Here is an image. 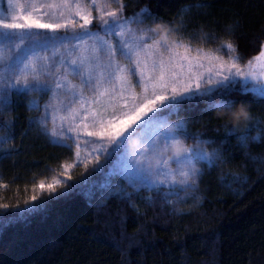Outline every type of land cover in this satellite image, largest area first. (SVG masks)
<instances>
[{"label":"snow or ice","instance_id":"1","mask_svg":"<svg viewBox=\"0 0 264 264\" xmlns=\"http://www.w3.org/2000/svg\"><path fill=\"white\" fill-rule=\"evenodd\" d=\"M4 4L0 0V131L6 133L0 159L18 154L13 129L25 98L27 111L36 114L27 116L28 127L51 146L74 151L75 159L51 178L34 180L22 205L0 202V236L17 224L58 222L54 209L69 211L81 201L100 212L116 200L136 213L140 204L178 211L189 198L202 202V192L193 194L205 176L234 159L225 148L233 139L245 160L264 161L249 155L252 145H264V118L254 112L264 106V25L249 37L237 14L225 37L204 33L205 43L219 41L215 47H193V37L181 34L191 6L179 10L178 29L147 4L129 12L126 0ZM241 39L255 54L245 57ZM212 111L222 121L214 135L189 131L200 121L186 117ZM9 141L13 147L3 149ZM73 167L82 168L78 179ZM226 178L248 180L221 173L219 184L228 189ZM7 187L0 178V189Z\"/></svg>","mask_w":264,"mask_h":264},{"label":"trees","instance_id":"2","mask_svg":"<svg viewBox=\"0 0 264 264\" xmlns=\"http://www.w3.org/2000/svg\"><path fill=\"white\" fill-rule=\"evenodd\" d=\"M126 2L129 12L134 7L138 10L139 6L149 5L162 17V22H171L178 29L181 28L177 20L179 10L191 6L183 14L187 31L181 34L193 37V47L197 44L215 47L219 41L209 37L205 43L204 33L225 37V26L233 23L237 14L244 25L240 31L249 37L264 25V0ZM197 4L204 7L197 8ZM240 44L245 57L255 54L252 49L245 50L244 39ZM40 102L43 104L44 100ZM26 104L27 98L21 99L16 109L18 119L13 133L18 154L0 159V178L8 184L0 189L3 203L15 204L19 200L22 205L23 199L32 195L34 180L51 178L62 170L63 164L75 159L74 151L51 146L35 126L28 127L27 116L36 114L28 112ZM254 112L264 118V106H254ZM218 115L216 111L204 115L193 113L186 118L200 123H190L189 131L214 135L212 129L222 123L216 119ZM9 118L5 114L4 119ZM24 132L27 135L22 138ZM5 134L0 131V136ZM234 145L233 139L225 146L226 154L231 153L234 159L214 170L211 176H205L200 192L193 194L202 192V202L189 198L187 203L177 206L178 211L168 206L162 209L159 204L147 208L140 204L139 213L116 200L100 212L83 201L69 211L57 208L53 217L59 213L58 222L36 220L27 226L17 224L7 228L0 236V264H264V179L261 178L264 161L245 160L243 150H237ZM12 147L13 141L2 146L5 150ZM249 155L264 157V145H252ZM242 161L245 167H239ZM81 171V167L70 170L74 179L79 178ZM234 172L247 176V182L226 178L225 183L231 184V189L221 187V173L230 177Z\"/></svg>","mask_w":264,"mask_h":264},{"label":"clouds","instance_id":"3","mask_svg":"<svg viewBox=\"0 0 264 264\" xmlns=\"http://www.w3.org/2000/svg\"><path fill=\"white\" fill-rule=\"evenodd\" d=\"M236 112H237V113L241 112V109L239 108V106L237 107ZM233 122H235V120H233ZM134 143H135V142H133V144H134Z\"/></svg>","mask_w":264,"mask_h":264},{"label":"rangeland","instance_id":"4","mask_svg":"<svg viewBox=\"0 0 264 264\" xmlns=\"http://www.w3.org/2000/svg\"><path fill=\"white\" fill-rule=\"evenodd\" d=\"M4 6L6 7V0H5V4H4Z\"/></svg>","mask_w":264,"mask_h":264}]
</instances>
